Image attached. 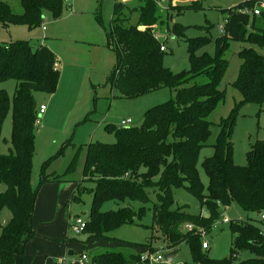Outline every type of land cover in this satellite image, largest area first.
<instances>
[{
  "label": "trees",
  "instance_id": "obj_1",
  "mask_svg": "<svg viewBox=\"0 0 264 264\" xmlns=\"http://www.w3.org/2000/svg\"><path fill=\"white\" fill-rule=\"evenodd\" d=\"M63 0H19L22 11H12L0 0V23L23 22L39 26L48 11L53 19L59 17ZM135 24H128L124 3L114 2L109 30L106 32L116 59L108 83L121 97H136L162 87L175 90V99L146 109L139 126L106 125L115 137L114 143L89 142L83 167V180L94 182L91 188L78 187L92 194L89 218L83 230L89 238L118 239L109 233L122 224H135L150 202L152 190V224L166 242L167 250H176L181 242L190 248L191 262L186 264H233L231 255L246 249L251 256L236 264H264V232L249 220L231 222L230 256L213 258L203 252L202 230H209L220 218L222 209L237 204L244 212L264 210V141L255 140L246 153V163L238 165L233 159L232 130L235 114L243 102H264V56L252 47L239 51L242 60L233 87L242 96L230 113L217 124L219 131L213 152L201 166L208 178L204 191L197 161L200 150L207 145L211 122L209 114L224 100L219 89L227 66L223 57L229 40L246 41L264 46V6L259 14L251 12L255 0H243L227 9L224 33L215 40L214 53L195 55V50L208 40L187 39L190 69L172 72L162 63L165 50L154 36L153 25L162 20L153 0H139ZM193 1L185 8L198 7ZM170 6V5H169ZM184 26L173 22L170 31L175 37L184 36ZM248 29V32H247ZM56 59L46 46L33 48L27 40L0 43V82L14 79L16 86L10 99L0 89V132L2 122L11 109V136L7 153H0V211L7 207L9 221L0 225V264H15L24 254L25 245L34 235L33 210L36 190L31 186L35 127L39 122V104L35 92L53 93L58 85ZM203 75L207 81L190 83ZM44 181V178H42ZM188 189L196 196L207 216L188 212L184 206L173 207V190ZM71 201L79 199L73 192ZM139 201L138 210L130 206L102 211L105 201ZM187 225L192 228L188 229ZM110 242V241H109ZM145 245V244H144ZM149 252H155L149 245ZM99 246L95 245V250ZM95 264H148L140 255L103 252L91 258ZM91 262V261H90Z\"/></svg>",
  "mask_w": 264,
  "mask_h": 264
},
{
  "label": "rangeland",
  "instance_id": "obj_2",
  "mask_svg": "<svg viewBox=\"0 0 264 264\" xmlns=\"http://www.w3.org/2000/svg\"><path fill=\"white\" fill-rule=\"evenodd\" d=\"M13 12L22 11L19 0H4ZM193 1H199L198 7L185 8ZM243 0H164L158 13L162 20L155 24V30L162 39L166 37V51L162 63L172 72L190 69L188 40L201 37L208 41L195 50V55H212L215 40L224 33V20L227 9ZM114 2L127 6L128 24H135L139 13L136 8L139 0H68L62 1L58 18L53 19L44 11L43 22L29 27L23 22H12L7 26L0 23V43L15 40H27L35 48L46 46L54 54L59 66V81L51 94L35 92L38 104L46 111L39 114L35 127L34 152L32 157L31 186L36 190L33 228L35 235L27 241L24 254L17 257L15 264H80V254L85 252L87 264L95 254L103 252H121L124 255L165 251L166 242L162 233L152 224V204L156 201L152 190L148 191L150 202L135 224H122L109 233L118 239L111 243L108 239L89 238L81 241L71 225L77 217L87 220L90 214L92 194L86 190L75 191L78 187L91 188L94 182L83 180V167L89 142L114 143L115 137L106 131V125L121 126L123 119H130L131 126H139L146 109L168 100L175 99V90L167 87L136 96L121 97L108 83V76L114 66L116 55L107 36ZM170 5V6H169ZM173 22L184 26V36L175 37L170 31ZM44 27V28H43ZM248 32V29H247ZM160 39V40H161ZM252 47L264 56V46L246 41L229 40L224 58L227 66L222 74L219 89L224 91V100L217 104L208 116L211 122L210 136L199 152L197 171L207 189L208 178L201 163L212 154V144L219 131L217 126L221 118L226 117L236 103L242 100L241 94L233 83L237 78L242 62L239 51ZM207 81L203 75L196 76L190 83L202 84ZM16 86L14 79L0 82L11 99ZM11 109L8 110L0 132V153H7L11 136ZM264 141V102H243L237 109L232 130L233 159L238 165L246 163V153L255 140ZM44 178V181H42ZM79 199L71 201L72 193ZM142 204L139 201H105L102 211L116 210L130 206L135 211ZM184 206L193 214L207 216L205 207L188 189L173 190V207ZM264 210L244 212L237 204L222 209L220 218L209 230H202L201 240L208 244L203 252L213 258L230 256L232 237L229 230L231 222L249 220L258 224L264 232ZM11 217L7 207L0 211V225L6 224ZM226 218L228 222L222 220ZM110 241V242H109ZM145 244V245H144ZM95 245L99 246L95 250ZM177 253L171 261H151L149 264H186L191 262L190 248L187 242L176 247ZM72 251L69 255L68 252ZM233 264L251 256L246 249L231 255ZM91 261V262H90Z\"/></svg>",
  "mask_w": 264,
  "mask_h": 264
},
{
  "label": "built area",
  "instance_id": "obj_3",
  "mask_svg": "<svg viewBox=\"0 0 264 264\" xmlns=\"http://www.w3.org/2000/svg\"><path fill=\"white\" fill-rule=\"evenodd\" d=\"M153 1L157 5V7H160L162 5V2H164V0H153ZM262 6H264V0H255V5H254L253 9L251 10V12L253 14H255V15L259 14L260 8ZM225 22H226V18L224 20V23ZM153 30H155V25H153ZM154 36L160 42V47L159 48L161 50H165L166 49V45H165L166 37L161 39L159 37L158 32H156V31H154ZM55 67L57 68L56 63H55ZM45 110H46L45 105L40 104L39 107H38V113L41 115V114H43L45 112ZM131 122L132 121L130 119H123V120H121L120 125L121 126H129L131 124ZM261 217L263 218L264 216L261 215ZM222 221L223 222H228V220L226 218H224ZM85 225H86V220L81 219L80 217H77L75 219V221H74V224H72L71 227H72V230L76 233V235H81L82 236L83 230L85 228ZM187 228L191 229L192 226L191 225H187ZM202 248H204V249L208 248V244L205 241L202 242ZM167 251H169V250H165L164 252L161 251V250L160 251H155V252H146V253H143V254L140 255V260L142 262H147L148 264L151 261H154V262L160 261L161 262V261L165 260L164 257H163V254L165 252H167ZM87 259H88V257H87V254L85 252L80 254V258H79L80 264H87L88 263Z\"/></svg>",
  "mask_w": 264,
  "mask_h": 264
},
{
  "label": "water",
  "instance_id": "obj_4",
  "mask_svg": "<svg viewBox=\"0 0 264 264\" xmlns=\"http://www.w3.org/2000/svg\"><path fill=\"white\" fill-rule=\"evenodd\" d=\"M85 238H86V235H83L81 239L84 240ZM176 253H177V250H170V251L165 252L163 254V257L166 261H171ZM68 254L71 255L72 251H69Z\"/></svg>",
  "mask_w": 264,
  "mask_h": 264
},
{
  "label": "crops",
  "instance_id": "obj_5",
  "mask_svg": "<svg viewBox=\"0 0 264 264\" xmlns=\"http://www.w3.org/2000/svg\"><path fill=\"white\" fill-rule=\"evenodd\" d=\"M64 1H68V0H64ZM57 69L59 70V66H57ZM40 105V104H39ZM46 111V110H45ZM45 113V112H44Z\"/></svg>",
  "mask_w": 264,
  "mask_h": 264
}]
</instances>
